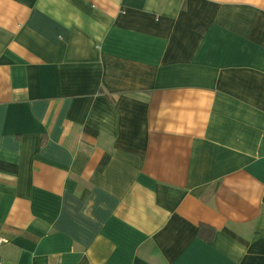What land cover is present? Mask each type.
I'll list each match as a JSON object with an SVG mask.
<instances>
[{"label": "crops", "instance_id": "obj_1", "mask_svg": "<svg viewBox=\"0 0 264 264\" xmlns=\"http://www.w3.org/2000/svg\"><path fill=\"white\" fill-rule=\"evenodd\" d=\"M0 237L6 264H264V0H0Z\"/></svg>", "mask_w": 264, "mask_h": 264}, {"label": "trees", "instance_id": "obj_2", "mask_svg": "<svg viewBox=\"0 0 264 264\" xmlns=\"http://www.w3.org/2000/svg\"><path fill=\"white\" fill-rule=\"evenodd\" d=\"M202 230H209L210 231V235H209V237H205L203 234H202ZM200 234H199V236H203V238H205V240H210V239H212L213 238V233H214V230L213 229H211V228H206V227H204V226H200Z\"/></svg>", "mask_w": 264, "mask_h": 264}, {"label": "built area", "instance_id": "obj_3", "mask_svg": "<svg viewBox=\"0 0 264 264\" xmlns=\"http://www.w3.org/2000/svg\"><path fill=\"white\" fill-rule=\"evenodd\" d=\"M6 243H8V240L6 238L0 237V247H3V245ZM0 264H6V263L0 260Z\"/></svg>", "mask_w": 264, "mask_h": 264}]
</instances>
